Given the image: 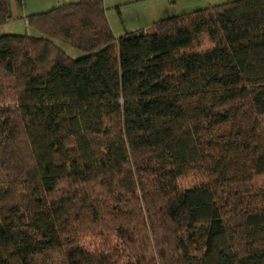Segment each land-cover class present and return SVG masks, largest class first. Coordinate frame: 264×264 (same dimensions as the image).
I'll return each mask as SVG.
<instances>
[{"label":"trees","instance_id":"16d2710c","mask_svg":"<svg viewBox=\"0 0 264 264\" xmlns=\"http://www.w3.org/2000/svg\"><path fill=\"white\" fill-rule=\"evenodd\" d=\"M26 18L0 36V264H264V0L119 37L104 0Z\"/></svg>","mask_w":264,"mask_h":264},{"label":"rangeland","instance_id":"374dc122","mask_svg":"<svg viewBox=\"0 0 264 264\" xmlns=\"http://www.w3.org/2000/svg\"><path fill=\"white\" fill-rule=\"evenodd\" d=\"M229 0H178L179 3H177V8H180L181 6H191L194 8L197 7H204L211 4H219L223 3ZM106 11H107V17L108 19L112 20L113 24V32L116 36H119V32L122 29V18L126 20V23L132 27V23L136 22L138 27H149L153 24L154 20L156 18H159L158 16L163 13V11L169 8H174L175 3H173L171 0H135L129 5H123L122 6V12L123 17L119 16V13L116 9V7H113L115 4V1L113 0H104ZM129 7V8H128ZM165 8V9H164ZM132 13V14H131ZM134 13V14H133ZM137 14V15H135ZM136 16V20H133V17ZM10 21V22H9ZM21 21V22H20ZM8 22V23H7ZM5 24V26L0 25V35L4 33L12 32L13 34H31L40 36L41 33L37 29L31 27L29 24L25 23L24 20H18V19H10ZM110 24V25H111ZM56 43L71 57L73 58H79L87 54L84 51H81L67 43H64L62 41H56ZM199 182V178L190 175L189 177L182 178L179 181V184L181 187H192L196 185Z\"/></svg>","mask_w":264,"mask_h":264},{"label":"crops","instance_id":"0c3cea01","mask_svg":"<svg viewBox=\"0 0 264 264\" xmlns=\"http://www.w3.org/2000/svg\"><path fill=\"white\" fill-rule=\"evenodd\" d=\"M76 1H78V0H7V5H8V8H9V12H10V19H12V20L13 19L24 20L25 23H27V25H28L27 18H26L28 15H30L32 13L43 12V11L49 10L51 8H54L56 6H60V5L65 4V3L76 2ZM113 1H115V4L113 5V7H116V9H117V11L119 13V16L123 17L124 14L122 12V6L123 5H129L135 0H113ZM171 1L173 3H175L174 8H172V9L169 8L168 10H166L164 8L165 10L163 11V13L160 14L158 16L159 18H156V19H160V18L169 16V15H175V14H178V13H183V12L190 11L192 9L200 8V7L194 8V7H191V6H181L180 8H177L176 5H177V3H179L178 0H171ZM213 1H217V0H213ZM106 9L107 8L105 6V10ZM106 15H107V11H106ZM135 15H137V14H135ZM108 20H109V22L111 24L112 20L111 19H108ZM133 20H136V16L133 17ZM121 22H122V29L119 32V36H122L124 34H128L130 32L139 31V30H142V29L149 30L151 28V25L149 27H147V28H145V27H141L140 28V27L137 26L138 24L136 22H133L132 23L133 26L130 27L126 23V20L124 18H122ZM5 24L6 23L2 24V26H5ZM111 27L113 28V24H111ZM113 30H114V28H113ZM4 34H13V33L9 32V33H4ZM1 35H3V34H1ZM119 36H117V37H119Z\"/></svg>","mask_w":264,"mask_h":264},{"label":"water","instance_id":"95a60500","mask_svg":"<svg viewBox=\"0 0 264 264\" xmlns=\"http://www.w3.org/2000/svg\"><path fill=\"white\" fill-rule=\"evenodd\" d=\"M138 34L142 35L143 31H139ZM135 35H137V33H135Z\"/></svg>","mask_w":264,"mask_h":264}]
</instances>
